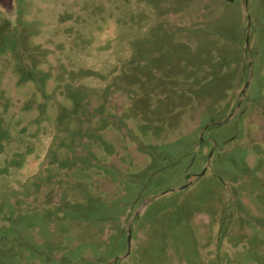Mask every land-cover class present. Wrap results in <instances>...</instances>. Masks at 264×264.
<instances>
[{
    "label": "rangeland",
    "instance_id": "rangeland-1",
    "mask_svg": "<svg viewBox=\"0 0 264 264\" xmlns=\"http://www.w3.org/2000/svg\"><path fill=\"white\" fill-rule=\"evenodd\" d=\"M0 264H264V0L0 8Z\"/></svg>",
    "mask_w": 264,
    "mask_h": 264
},
{
    "label": "water",
    "instance_id": "water-1",
    "mask_svg": "<svg viewBox=\"0 0 264 264\" xmlns=\"http://www.w3.org/2000/svg\"><path fill=\"white\" fill-rule=\"evenodd\" d=\"M0 8L8 14H11L14 10V0H0Z\"/></svg>",
    "mask_w": 264,
    "mask_h": 264
}]
</instances>
